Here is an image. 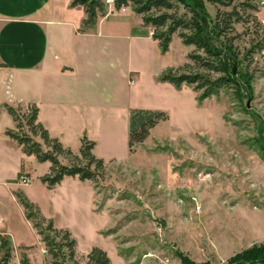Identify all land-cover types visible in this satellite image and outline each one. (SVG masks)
<instances>
[{
  "label": "rangeland",
  "instance_id": "obj_1",
  "mask_svg": "<svg viewBox=\"0 0 264 264\" xmlns=\"http://www.w3.org/2000/svg\"><path fill=\"white\" fill-rule=\"evenodd\" d=\"M101 1L105 14L98 13L97 19L118 11ZM189 1L205 12L203 25L208 26L218 12L226 21L223 37L238 55V62L228 56L231 69L232 61L236 63L232 75L238 85L223 87L201 102L200 91L191 85L172 92L159 90L161 99L153 106H162L167 120L156 125L133 153L118 143V150L124 151L121 160H102L97 170L95 164L91 166L96 175L91 181L92 211L82 190L51 191L36 178L35 169L31 179L36 187L26 188L27 196L44 217L43 233L56 245L59 258L53 262L19 203L6 194L0 199V216L5 212L18 240L33 247L14 246L0 234V264H21L23 258L28 264H88L93 248L101 249L109 264H232L249 248L264 245V52L258 50L264 45V4L262 0H222L225 5ZM173 7L167 12L177 8L179 16L190 17L183 5ZM208 31L210 45L220 47L223 38L214 37L209 27ZM172 38L165 60L169 66L185 63L193 72L202 71L188 55L204 57L203 51L185 46L177 33ZM252 48L255 52L249 54ZM118 136L123 139L121 133ZM70 152L57 157L62 165L86 164L80 149ZM47 220L57 231L68 230L76 241L73 258L61 247L62 234L45 230Z\"/></svg>",
  "mask_w": 264,
  "mask_h": 264
},
{
  "label": "crops",
  "instance_id": "obj_2",
  "mask_svg": "<svg viewBox=\"0 0 264 264\" xmlns=\"http://www.w3.org/2000/svg\"><path fill=\"white\" fill-rule=\"evenodd\" d=\"M71 3L0 0V199L8 194L16 203L19 192L28 199L26 188L36 187L31 173L39 170L36 178L41 179L50 170L49 162L24 154L6 135L15 130L6 106H35L37 122L64 148L78 153L86 138L94 144V156L109 162L122 158L118 143H128L130 110H163L153 106L161 99L159 90H179L158 81L162 72L175 68L165 61L172 42L162 54L151 28L132 7L111 11L93 27H85V9ZM37 142L45 147L42 140ZM20 175L29 178V186ZM43 185L63 194H69V187L82 190L92 211L91 181L75 176L64 177L53 188ZM0 234L14 246L33 247L18 240L5 212L0 216Z\"/></svg>",
  "mask_w": 264,
  "mask_h": 264
},
{
  "label": "trees",
  "instance_id": "obj_3",
  "mask_svg": "<svg viewBox=\"0 0 264 264\" xmlns=\"http://www.w3.org/2000/svg\"><path fill=\"white\" fill-rule=\"evenodd\" d=\"M212 4H223L222 0H208ZM174 3H179L188 11L187 14L179 16L177 8L174 13H168L174 7ZM72 6L80 5L85 9L87 18L84 22L85 27H93L97 14H105L104 3L101 0H72ZM132 5L134 12L142 17L145 26L151 27L152 38L158 42L160 52L166 53L171 43L172 36L177 33V36L182 40L184 45H193L197 51H203L205 56L197 53L188 55V59L194 62V66L199 72H193L191 66L184 64L182 67L169 68L162 72L158 77V81L167 82L180 89L183 84L193 86L195 92L200 91L199 101L210 98L213 95H218L223 87L237 86V78L232 75L231 61L228 56H231L238 62V55L232 50L231 42L226 44V21L220 19L218 12L214 20H209L203 25L201 19L205 18V12L198 8L197 2L189 0H114L115 9ZM255 9V7H254ZM164 11L159 14V12ZM154 12H157L155 14ZM188 14V15H189ZM208 27L214 37H222L224 41L220 47L212 46L209 43L207 34H210ZM264 42V35L262 38ZM258 47V46H255ZM264 52V45L258 47ZM249 54L255 52V48L248 51ZM210 73L219 74L218 78H211ZM241 75V74H240ZM239 75V76H240ZM246 77L248 78L247 74ZM248 80H250L248 78ZM248 82V81H247ZM245 83V82H244ZM7 112L11 115L15 122V130L6 131V135L15 140L21 146L24 154L34 156L40 163L49 162V173L44 175L40 181L48 188H53L59 184L64 177L77 176L80 180L96 181L95 170L103 165L101 159L96 158L92 153L94 144L86 138L81 140L80 157L86 161L85 165L81 163L72 164L70 166L62 165L57 157L60 155H70V150L64 148L58 140L49 136L47 130L37 122V108L28 106L26 112L22 113L21 107L6 106ZM167 115L162 111L132 109L129 113L128 125V151L133 153L135 148L142 144L149 136L150 131L160 122L166 121ZM25 127L27 131H25ZM33 137H39L46 149L34 140ZM264 151V149H262ZM77 159V158H76ZM78 160V159H77ZM95 164V170H91V166ZM16 197L22 208L24 209L26 219L31 221L33 227L37 230L41 241L49 248L53 262L59 258V250L51 241L49 235H44L42 226L45 222L40 211L33 205L21 192L16 193ZM45 230L55 234H62L63 244L61 247L67 248L71 258L75 255L76 241L71 238L68 231H57L51 220H47ZM264 245L259 247L253 246L249 248L243 256L241 255L238 262L232 264L250 263L261 259L264 256L262 249ZM242 257V259H241ZM236 258V257H235ZM88 264H109L106 254L99 248H93L87 255ZM27 259L23 258L21 264H28Z\"/></svg>",
  "mask_w": 264,
  "mask_h": 264
},
{
  "label": "built area",
  "instance_id": "obj_4",
  "mask_svg": "<svg viewBox=\"0 0 264 264\" xmlns=\"http://www.w3.org/2000/svg\"><path fill=\"white\" fill-rule=\"evenodd\" d=\"M105 4H107L109 6H112L113 0H106ZM261 4H264V0H262ZM19 178H20V181H22L25 184H29L30 183V180L25 175H20Z\"/></svg>",
  "mask_w": 264,
  "mask_h": 264
},
{
  "label": "water",
  "instance_id": "obj_5",
  "mask_svg": "<svg viewBox=\"0 0 264 264\" xmlns=\"http://www.w3.org/2000/svg\"><path fill=\"white\" fill-rule=\"evenodd\" d=\"M231 70H232L233 74L236 73V63L234 61H232V69ZM242 264H264V256L257 261L250 262V263H242Z\"/></svg>",
  "mask_w": 264,
  "mask_h": 264
}]
</instances>
